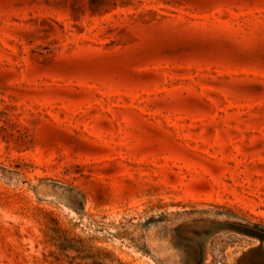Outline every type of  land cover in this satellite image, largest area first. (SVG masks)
I'll return each instance as SVG.
<instances>
[{
    "label": "rangeland",
    "instance_id": "374dc122",
    "mask_svg": "<svg viewBox=\"0 0 264 264\" xmlns=\"http://www.w3.org/2000/svg\"><path fill=\"white\" fill-rule=\"evenodd\" d=\"M0 264H264V0H0Z\"/></svg>",
    "mask_w": 264,
    "mask_h": 264
}]
</instances>
